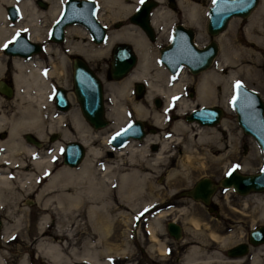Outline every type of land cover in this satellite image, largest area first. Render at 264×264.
<instances>
[{
    "label": "bare ground",
    "instance_id": "bare-ground-1",
    "mask_svg": "<svg viewBox=\"0 0 264 264\" xmlns=\"http://www.w3.org/2000/svg\"><path fill=\"white\" fill-rule=\"evenodd\" d=\"M46 1L50 5L44 11L35 5L34 0H0V71L3 69L4 61L8 59V57L1 58V47L11 41L17 31L25 32L32 40L43 42L47 54L46 60L37 53L27 58L19 55L12 57L16 85V93L13 96L15 99L12 102L18 105L19 114L11 120L0 116V129L5 127L8 132L5 139H0V212L5 213L8 218H13L15 223L13 225L2 223L1 243L8 244L9 237L14 234L13 230L24 227L28 232L21 233L20 239L29 247V254L21 256L18 264H28L33 256L31 251L49 264H72L73 258L86 260L90 264H107L110 252L125 251V247L120 248L116 243H106L113 234L116 219H135L140 216L149 219L146 229L150 231L153 240H157L154 231L159 228V218L178 209L184 215L181 222L190 231L188 235L192 239L188 244L183 264H215V261L220 259L217 250L225 248V245L236 240L238 237L236 231L227 235L219 234L217 228L209 222L196 216L185 215L188 209L183 205L180 207L176 205L166 211L159 210L168 193L175 196L178 190L190 186L195 170L198 169L197 164L203 166L209 156L218 163L223 160L227 154L225 147L234 144L233 133L230 132L228 143L223 141L220 131L213 125L191 123L192 121L188 123L183 119L171 124L157 109L150 112L142 102L137 101V97H134L132 92L133 85L138 81L145 82L148 101L156 95L161 96L166 111L175 104L178 109L176 114L182 116L196 104L217 101L216 83L225 78L223 91L227 90L229 94L223 99L222 105H227L234 91L233 82L244 75L239 72L240 70H231L224 77L220 72L221 68L237 61L238 52H240L239 58H243L241 56L252 57L253 51L241 45H233L227 36L222 34L224 30L218 33L216 37L222 45L220 62L210 67L211 69L200 71L198 78L194 80L196 98L187 99L178 95L186 88L187 82L191 81L187 66L183 65L177 73L170 71L168 73L166 66L159 61L157 52H153L152 44L138 24L132 22L133 25L107 32L106 38L98 45H91V49L87 47V43H74L70 38L72 28H68L66 46L72 53L81 52L87 60H92L95 55L104 57L111 45L121 40L130 41L138 55L132 69L125 76L114 79L121 81L104 83V95L108 100L106 116L111 123L105 130L97 132L90 128L79 110L62 113L53 104L52 80L55 84L68 87L69 79L66 78L65 53L58 45L48 40L49 28L60 12L63 0ZM96 1L99 4L97 19L106 23L109 18L121 16L126 17V20L139 0ZM179 4L186 14L184 19L186 23H195L198 29L195 41L197 44L203 43L204 26L198 23L197 6L188 3L187 0H179ZM7 5H15L19 9L20 14L16 19H12L7 13ZM256 9L258 10L253 15L250 14L245 35L249 40L260 44L264 30L262 25L264 0L259 1ZM171 12L170 9L163 7H153L150 23L161 31L163 27L168 26L169 31L173 22ZM153 59H158L159 64L155 69ZM69 98L73 99L71 94ZM149 113H153L154 124L161 130L159 133L150 135L152 133L149 131L144 139H129L118 148L108 144L109 135L127 124L132 116L142 120V117H148ZM68 116L71 120L70 128L74 129V133L76 132L74 135L65 123ZM46 124L51 132H59L63 140L78 138L83 141L87 147V154L82 164L80 163L78 167L66 164L67 166L57 168L56 160L63 146L57 139L52 151L48 153L37 151L32 145L25 143L21 133L27 130L35 133L39 139L45 140ZM221 124L224 129L230 130L226 120H222ZM100 134H105L103 138L108 147L106 153L113 156L112 159L104 162L94 161L96 159L94 156L99 159L102 154L106 155L101 148L93 145L95 137ZM206 142H214L209 155L201 149L202 144ZM152 143L157 144L158 149L155 152H150L148 149ZM176 146L184 150L183 155L178 156L177 153L172 152ZM246 165L241 170H244ZM50 171L51 175L40 184ZM227 190L232 192L231 187ZM31 194L36 195L37 208L41 212V217L36 223H27L26 208H20L18 205V201L23 196ZM229 197L227 194L226 198ZM257 199L264 203L263 197L257 196ZM249 201V199L245 201L244 207H248ZM18 212L22 213L18 214ZM129 212L136 213V216H129ZM253 217L255 221H264V205L260 206L259 215ZM80 219L86 221L84 224L78 223L77 226L82 227L83 230L87 228L90 230L88 237L81 242V250L71 241L74 237L73 226H76L75 222ZM171 219L175 222L179 220L175 216ZM89 234L95 235L97 239ZM77 242L79 243V239ZM97 242L103 245L99 247ZM211 244L217 245L213 251L207 247ZM66 249L70 255L66 253ZM5 253V250L0 249V264H7ZM102 254H106V260L101 259ZM198 254H202V257ZM246 259L233 261L243 264ZM247 260L246 264H264V245L253 249Z\"/></svg>",
    "mask_w": 264,
    "mask_h": 264
},
{
    "label": "water",
    "instance_id": "water-1",
    "mask_svg": "<svg viewBox=\"0 0 264 264\" xmlns=\"http://www.w3.org/2000/svg\"><path fill=\"white\" fill-rule=\"evenodd\" d=\"M38 4L45 7L44 1L37 0ZM155 5L154 0H144L136 7L130 15V20L138 24L142 30L153 39V28L150 24L149 12ZM258 5V0H214L208 11L207 29L211 35L222 31L227 21L232 16H248ZM8 14L12 19H16L19 10L15 5H7ZM97 3L95 0H65L60 13L52 22L49 30V38L53 41L64 40L65 27L72 23L83 25L96 42H102L106 36V28L96 17ZM176 32L172 36L170 43L160 49L159 58L172 73L181 65H186L192 73H198L207 69L216 55L217 42H211L205 47H198L194 44L191 28L182 25L176 26ZM185 34V39L180 38V34ZM42 49V43L30 39L24 33H16L14 40L3 46V51L12 55L31 56ZM137 54L132 45L128 42L115 43L112 49V57L108 68L109 79H119L125 76L137 62ZM264 71V62H263ZM72 83L73 91L79 102L80 113L92 127L100 128L108 124L105 115L103 82L100 76L84 61V59L74 56L72 63ZM240 87L235 84V95L231 104L236 113V120L242 131L254 138L259 145L264 157V99L254 89L239 82ZM0 91L6 96L12 95V88L0 79ZM3 87V88H2ZM135 90L140 95L144 90L142 82H136ZM55 103L62 109H68L69 100L66 96V89L57 86L55 89ZM155 104L159 106L161 100L155 99ZM223 115V108L219 105L202 104L192 108L185 116L188 121H196L202 125H214ZM145 121L139 118L131 120L130 123L122 127L108 138L110 144L114 146L123 145L130 137L142 138L146 131ZM126 130V131H125ZM148 131H155L150 127ZM120 133V135H117ZM24 137L28 142L40 145V139L31 132H25ZM53 138V137H52ZM63 163L69 166L79 165L85 157L84 144L75 139L67 141L62 149ZM231 172V175L229 173ZM218 184L222 187H231L239 194H247L252 191L264 190V166L256 172L243 173L236 167L229 168L219 179ZM214 182L208 176L199 177L193 185L182 191L183 194L191 196L193 199L203 203H209L210 194L216 188ZM2 220L0 219V228ZM170 231L178 236L180 224L170 220L167 224ZM248 240L251 244L257 245L264 242V223L252 227L248 233ZM240 250L244 254L245 243L240 242L229 249L230 254Z\"/></svg>",
    "mask_w": 264,
    "mask_h": 264
},
{
    "label": "rangeland",
    "instance_id": "rangeland-1",
    "mask_svg": "<svg viewBox=\"0 0 264 264\" xmlns=\"http://www.w3.org/2000/svg\"><path fill=\"white\" fill-rule=\"evenodd\" d=\"M34 2H35V5L37 7H39L40 9H42L44 11H46L50 5L49 2H47L46 0H44V2L48 4L47 7H42L41 5H39L37 0H34ZM161 4L166 5V3H164L163 1L160 3V5ZM137 5H138V3H137ZM160 5L158 7H161V8L163 7L165 9H168L165 6H160ZM98 6H99V4H98ZM255 9H253V11H252L253 13L251 12L250 14L253 15L258 10V9H256V10ZM98 11H99V8H98ZM132 13H133V11H132ZM184 15L186 16V14H184ZM248 16H246V17L233 16L231 18L230 22L228 23L229 25H227L226 29H224L222 34L227 36L228 40L233 45H235V44L241 45L242 47H245L247 49H251L253 51V55H252V57L241 56L243 58H239L240 52H238L239 53L237 55L238 60L233 62V64H228V65L223 66L221 68L220 72L222 75H224V77H226V75L228 73H230L231 70H233V71H239L240 70L239 72H241V74L244 76L238 78L234 82L235 83L236 82L244 83L246 86L256 90L261 95L262 99H264V71H263L264 30L261 34L262 42L260 44L255 42L254 40H249L245 35V28L249 25V18L251 17V15L249 17ZM118 18H109L106 21V23H104L108 27V32L111 30L121 29L124 26L133 25L132 22L129 20V18H130L129 16H127L126 20H125L126 17L121 16L119 19ZM12 22H15V21H12ZM262 25H263V29H264V16H263ZM68 28H70V29L72 28L70 38L74 43L75 42L76 43L77 42L87 43V45H88L87 47L89 49H91L90 48V47H92L91 45H93V46L98 45V43L89 40V32L82 25H79V24H70L66 27L65 42L67 41V29ZM73 29L76 32H73L74 31ZM18 32L25 33L23 31H18ZM86 32H88V33H86ZM160 32H161V35L160 34L158 35V38L155 42L152 43V41L150 42V40H149V42L152 44L153 52L154 53L157 52L158 57H159V48L158 47H159L160 43L162 42V40H165V38H167V36H168V26H167V28L163 27L162 31H160ZM26 35L28 36V34H26ZM165 35H166V37H165ZM195 38H196V35H195ZM203 38L205 40L204 36H203ZM216 39H217V37H216ZM50 42L61 44V41L60 42L59 41H50ZM118 42L130 43V41H128V40H124V41L121 40ZM100 44H102V43H100ZM114 44H115V42L111 45L110 50L104 55V57L95 55L92 58V60H89L91 66H92V69H94V71L100 76V78H102L104 93H105V85H104L105 82H107V81L108 82H110V81H121V80H109V78L107 77V69L109 67L110 59L112 56V49H113ZM130 44L132 45V43H130ZM63 45L64 44L62 43L61 49L66 55L65 56V63H66L65 64L66 65L65 71L67 73L66 78L69 79V85H68V87H65V88H66L68 97H69V94H71L72 98H73V99L69 98L70 103H71V109L69 111H78L79 110V104H78V101L76 100L74 92H73L72 67H71V59H70L71 55L67 51H65V49H68V47L64 48ZM218 45H219L218 53H217L212 65H210L208 68H210V67L212 68L220 62V55H221L220 53L222 50V45L219 43V41H218ZM132 47H133V45H132ZM133 49H134V47H133ZM1 53H2L1 58L6 57L4 52H2V50H1ZM37 55H39L41 58H44L46 60L47 54H46L45 50H44V52H39V54H37ZM137 57H138V55H137ZM157 61H158V59H153V68L154 69L159 66ZM159 61L161 62L160 58H159ZM162 65H164V64L162 63ZM9 67L13 68L11 59L8 58L7 60L4 61L3 69L0 71V78H2L4 76V74L6 73V70ZM165 69L167 70L166 67H165ZM187 72H188L189 76L191 77L190 78L191 81L187 82L186 88L182 92L178 93V95L181 98L195 99L196 94L194 96H189L188 90H189V87H196L194 80H196L198 78V75L201 72L193 74L188 70V68H187ZM168 73H169V71H168ZM13 77H14V73H13ZM138 82H142L145 85L146 91L142 95H139V96H137V94H135V92L132 91L133 95H134V97H137V101H140L145 105V107L147 108L148 111L153 112L154 109H157L158 112L160 114H162L165 117V119L169 120L171 124L176 122V121H179L180 119H183V120L187 121L188 123H190L188 120L185 119V117H184L185 114H183L182 116H179L178 114H176L178 112V109H177V106L175 104H172L170 109L166 111L164 108V100L161 98V96L156 95L152 98L151 101H148L146 98V93H147L146 83L143 81H138ZM224 82H225V78L223 80L221 79L219 82L216 83V90H217V97H218L217 101L218 102L215 101L213 103L221 105L224 108V115L222 117V120H226V122L228 123V126L230 127V130H226L223 128V126L221 124L222 120L219 124L213 125V127L218 128V130L220 131L221 138H223L224 142L229 143L230 132H232L233 136H234V141H233L234 144L232 143L233 145H229V147H225L227 154L224 156L223 160L220 163H218L217 161H213L211 159V157L209 156V158L206 160V163L203 166H201L200 164H197L198 169L195 170V175L192 178L190 186L187 188H182L181 190H178L175 193V196L172 195V193H168L165 197V201L163 202V204L162 203L160 204V207L164 206V204L167 200H170L173 198H179L176 200L178 207H180V205H183V206H186L188 209V211L185 212V215L188 214V216L199 217L203 221L209 222L211 225H214V227H216L217 229L221 228V226L226 224V221L229 220L230 222H232V225H233L231 228L234 229L235 231H237V234H238L237 239H241V238H243V236L245 235V232L248 229H250L251 227H253L259 223L264 222V221H255V219L253 217V215L254 216L259 215L260 206L264 205V203H262L261 201H259L257 199V196H261L264 198V190L258 191V192H250L248 195L242 196V194H235V192L233 190H232V192H229V190L223 189L224 187L221 188V186L218 184L219 187L216 190V193L214 196L216 197L215 200L218 201L217 205H218L219 212H220L219 216L214 215V214H210L209 211H206L205 209L201 208L203 206L200 205V201L198 202V200H194L192 197H189L188 195L182 193L183 190L190 188L193 185V183L201 176H208L214 182L218 183L219 179L224 175L226 170L231 168V167H236L239 171H241L243 173H249V172L259 171L264 166V158H263V154H262V151H261L259 145L253 139L252 136L244 133L237 123L236 113L234 111V108L231 105V99L232 98L229 100L230 103L228 102L227 105H222L223 99L224 98L226 99L228 97V94H229L227 90L223 91L224 90L223 89ZM234 82H233V86H234ZM52 83L54 84L55 82L52 80ZM135 84L136 83H134V85ZM134 85H133V87H135ZM233 90H234V87H233ZM233 92H232V94H233ZM232 94H231V96H232ZM50 95H51V93L49 92V97H50ZM52 95H53V93H52ZM156 98H159L162 101V103L159 106H157L155 104ZM6 99L7 98L5 96L0 94V108H1L0 109V116H3L5 118H7L8 120H11L12 117L17 116L19 114V107L17 104H15V103L13 104L12 101H13V99H15V97H13L12 101L10 102L8 110H5V107H8V106H5V104H2V103ZM104 100H105V107H106V102H108V100L105 98V95H104ZM53 104H54V98H53ZM208 104H211V103H208ZM198 105L199 104H196L193 107H196ZM106 112H107V107H106ZM152 116H153V113H149L148 117H146V118L142 117V121L146 122V120H147L148 123L151 121L149 124L152 125L156 131V126H155V124H153L154 121L152 119ZM134 118L135 117L132 116V119H134ZM143 119H145V120H143ZM109 122L107 125H105L103 127L96 128V129L94 128V130L97 132L100 130H103V129L105 130V128L108 127V125L111 123V122L110 123ZM65 123H66L68 128L71 127V120H70L69 116L67 117ZM191 123H196V122L192 121ZM70 129L74 135L76 132L74 133L73 128H70ZM0 131H3V130H0ZM27 131H30V130H27ZM44 131L47 134L46 135L47 138L45 140L40 139V141H42V144L40 146L35 145L32 142H28L25 139L24 133L26 131L22 132L21 135H22V138L25 141V143H27L28 145L29 144L32 145L37 151H41L44 153H48V152L52 151V149L54 147V143L56 142V139L59 142H61L63 144V146H64V143L66 141H68V140H63V138L59 132H51V129H50V127H47V124L44 126ZM160 131L161 130H159V128H157V131L151 132L152 134H150V135H155L156 133H159ZM30 132H32V131H30ZM115 132H112V133H115ZM50 133H54L56 135L55 138L54 137L52 138L51 136H49ZM7 135H8V132H7ZM7 135H6V137H7ZM104 136H105V134H100V136L95 137V142L93 145L96 146L97 148H101V150H103L102 152L106 153L107 152L106 150L108 147H107V143L104 141V138H103ZM6 137L3 138L0 136V139L3 140ZM153 144L155 145V143H152L148 148L150 152H155V151H157L156 149H158V147L153 148L152 147ZM213 145H214V142H206L205 144H202L201 149L205 153H207V155H209L210 151H212L211 149L213 148ZM63 146H62V148H63ZM183 151L184 150L181 147L176 146L172 152H175V153H177L178 156H181V155H183ZM86 154H87V150H86ZM86 154H85V158H86ZM94 157L96 158V159H94V161L104 162L107 159H112L113 156H109V154L106 153V155L102 154L101 156H99V159L96 156H94ZM85 158L83 159V161L85 160ZM245 164H247L245 169L241 170V168L244 167ZM56 165H57V168L67 166L62 161V152L56 160ZM25 171H27V170H25ZM50 175H51V171L43 178L42 182L40 181V184H43V182L46 180V178L49 177ZM227 194L230 196L229 198H226ZM24 199H26V200H24ZM248 199L250 200L249 201L250 203L248 204V207H244L245 201ZM18 205L20 206V208H24V207L26 208L27 223H36L37 221H39V218L41 217V212L37 208L36 195L35 194H31L30 196H26V197L23 196L22 199H20L18 201ZM173 207H175V206H173ZM163 209H165V211H166L170 208H163ZM235 209H237L238 211H236ZM159 211H162V210H159ZM198 212H200V213L198 214ZM205 212H208L207 214H208V216H210L209 218L203 217V216H205L204 214H206ZM21 213L22 212H18V214H21ZM129 213H130L129 216H136V213H132V212H129ZM167 213H169V212H167ZM200 214L203 216H201ZM207 214H206V216H207ZM173 216L178 217L179 220L177 222L182 221L183 217H184V215H182L181 212L178 211V209L172 213L170 212V214L164 215L163 217L159 218V221H160L159 228L160 229L163 228L162 227L163 223H165L167 221V219L172 220L171 218ZM230 218H234L237 220L232 221V220H230ZM0 219H2V221L5 225L6 224L13 225L15 223L13 218L6 217L5 213H2V212H0ZM148 220L149 219L142 218L141 216L139 218H135V219L134 218H132V219L131 218L130 219H123V218L116 219V225L113 228V230H114L113 234L110 236V239L106 240V243H116V244L119 243L120 244V242H119L120 240L118 241L117 237H119L120 235H122V237L125 236L126 238L128 236L130 237V235H128L129 232L132 234V232L130 231V228H134V227L136 228L137 227L135 222L144 221L145 227H146V225L148 224ZM85 221L86 220L80 219V221H76L75 224H76V226L78 223L84 224ZM76 226H73V232H74L73 236L74 237L71 241L73 244H76L79 247V250H81V242L84 238L88 237L87 234L90 233V230L88 228L83 230L82 227H80V226L76 227ZM183 227L186 229L185 225H183ZM19 231H20V234L17 235V233ZM26 232H28V229L24 228V227L20 230L15 229V230H13L14 234L9 237L10 240H9L8 244L5 245L2 243L1 249L6 251L5 257L8 260L9 264H18V260L21 258V256L29 254V247L26 245V243H24V241H22L20 239L21 233L25 234ZM84 232H87V233H84ZM92 236H94L96 238L95 235H92ZM114 237L117 240H115ZM187 237H190V236L187 234ZM75 239H77V240H75ZM78 239H79V243L77 242ZM135 242H137V241H135ZM97 244H99L98 245L99 247H101V245H103L100 242L99 243L97 242ZM131 252H133V251L131 250ZM30 253L32 255L36 254L33 251H31ZM66 253L69 254L67 249H66ZM126 253L130 254V251L127 250ZM105 255L102 254L101 257L104 256L103 258H105ZM119 255H120V253L110 252V254L108 255V259L111 261H113L115 258L120 259ZM33 256H32V258H33ZM249 256H250V254H249ZM247 258H249V257H247ZM38 260L39 261L35 264H42V259H38ZM73 260H74V258H73ZM71 262L73 264V261H71ZM46 264H49V263L46 262ZM107 264H108V262H107Z\"/></svg>",
    "mask_w": 264,
    "mask_h": 264
},
{
    "label": "flooded vegetation",
    "instance_id": "flooded-vegetation-1",
    "mask_svg": "<svg viewBox=\"0 0 264 264\" xmlns=\"http://www.w3.org/2000/svg\"><path fill=\"white\" fill-rule=\"evenodd\" d=\"M154 1H155V5L152 6L151 9H150L149 19L151 18V13H152L153 7H155V6L158 7L160 5V3L163 1L164 3H166V5H162L161 4L160 6H165L166 8H168V9H170L172 11L171 12V16H172V21H173L171 26L169 25L170 29L168 31L167 38H165V40H162V42L160 43V45L158 47L159 48V52H160V49L162 47H164L167 43H169L172 40V36L176 32L175 29H176L177 25H182L185 28H191L193 30V35H192L193 42H194V44H196L198 46L199 44H197L196 41H195V35H196V32H197V28L194 25L195 23L194 24H192V23H188L187 24L186 23V21L184 20L185 19V15H184L185 13L183 12L182 7L179 4V0H162V1L154 0ZM187 1H188V3H194L197 6L196 8H197V11H198V23H199V25L204 26L202 32H203V35H205L204 36L205 40H204L203 43H201L199 45V47H205L206 45H208L211 42L212 39L216 38V35H217V34L216 35H211L210 32L207 29L208 11H209L211 5L214 3V0H187ZM45 4H46L45 7H47L48 4L47 3H45ZM129 20H130V18H129ZM230 20H231V18L228 19L229 22H230ZM150 22H151V19H150ZM74 24H77V23H74ZM154 27L155 26H152L153 35H154L153 39H151L143 31L144 35L147 37L148 40H150V42L152 41V43L157 40L159 34L161 35V32H160L161 29L158 30V27H155V28ZM107 30H108V27H107ZM165 37H166V35H165ZM180 38H181V40L185 39V34L181 33L180 34ZM89 39H90V41H93V39H91L90 37H89ZM62 43L64 44L63 47L66 48L67 46L65 45V39L61 41V44ZM55 44L58 45L60 48L62 47L60 43L59 44L55 43ZM218 50H219V45L217 47L216 55L218 53ZM65 51H67L71 55V58H70L71 59V67H72V63H73V57L74 56H78V57L84 59V61H86V63L92 68L89 60H87V58L81 52L71 53L69 49H65ZM40 52H44V46H43V48H42V50ZM4 54H5L6 57L11 59V62H12V57L14 55L6 54V53H4ZM37 54H39V53H37ZM27 57L24 56V58H27ZM215 57L216 56H214V59H215ZM214 59H213V61H214ZM12 66H13V63H12ZM109 66H110V63H109ZM179 70L180 69H178L177 71H179ZM13 73H14V67L13 68L9 67L6 70V73L4 74V76L2 78H0L1 80H3L6 84H8L12 88V96H10V97L6 96L3 92L0 91V94L7 98L2 103V104H5V106H8V107H5V110H8L10 102L12 101V98H13V96L16 93V85H15ZM175 73H177V72H175ZM107 75H108V69H107ZM109 80H114V79H109ZM57 85L58 84L54 83L55 87ZM195 90H196V87H189L188 95L189 96H194L196 94ZM133 91L135 92L134 87H133ZM145 91L146 90H145V87H144V90H143V92L140 95H142ZM137 96H139V95H137ZM104 102H105V100H104ZM161 103H162V101H161ZM212 105H218V104L213 103ZM54 106L56 107V109L59 112H62V113H68L67 111L71 109V103L70 102H69V108L68 109H62L61 107H58L55 102H54ZM105 110H106V108H105ZM105 114H106V111H105ZM185 116L186 115H184V117ZM106 118H108V117L106 116ZM108 120L110 121L109 118H108ZM89 126H91V125H89ZM150 126H152V125L145 124L144 125L145 130L148 131ZM90 128L94 130V127L91 126ZM0 130H3V131H0V136L3 137V138L6 137L7 129L4 127V128H2ZM156 131H157V126H156ZM49 136L52 137V136H56V135L54 133H50ZM75 139L79 140L78 138H75ZM79 141H81V140H79ZM109 145L111 147H113V148H117L118 147V146H113L111 144H109ZM152 147L153 148H157V144H155V145L153 144ZM84 150H86V147L84 148ZM216 184L217 185H216L215 190L213 191L212 194H210L209 203L205 204L202 201H200V205L203 206V207H201L202 209H205L206 211H209L210 214H214V215L219 216L220 212H219V208H218V205H217L218 201L215 200L216 197L214 196L215 193H216V190L219 187L217 182H216ZM221 188H223V187L221 186ZM223 189H226V188H223ZM235 194H238V193L235 192ZM177 199H179V198H173V199L167 200L165 202L164 206H162L160 208V210H165L163 208H171L173 206H176L177 205V203H176ZM199 213L200 212H198V214ZM205 213L207 214L208 212H205ZM206 214H204L205 216H203L201 214L200 215L203 216V217L209 218L210 216H208V214L206 216ZM230 220L236 221L237 219L230 218ZM169 221L170 220L167 219V221L165 223H163V226H162L163 228H161V229L158 228L157 230L154 231L157 240H153V237L151 236L150 231L148 229H146V227H145V222L144 221L135 222L137 227L136 228L135 227L134 228H130V231L132 232V234L130 232L128 234V235H130V237L128 236L126 238L125 236L122 237V235L117 237L118 241L120 240L119 241L120 244L118 243L120 248L125 247V251L122 252L123 254L120 253V255H119L120 259L115 258L113 261L108 259L107 260L108 264H183L184 259H185L186 255H187L186 250L188 248V244L191 243V241H192V239L187 237V234L190 231L185 229L183 227V224L181 223V221H179L177 223L180 224V231H179L178 236H176L167 227V224H168ZM159 226H160V224H159ZM232 226H233L232 222H230L228 220V221H226V224L222 225L221 228L217 229V233L222 234V235L230 234L231 232L235 231L234 229L231 228ZM249 230L250 229H248L245 232V235L243 236V238L233 240L232 242H230L227 245H225L224 246L225 248L222 247V249L221 248L218 249L217 251H218V255L220 256V259H218L217 261H215L216 263L215 262L214 263L215 264H226V263L227 264H237V262L235 263V261H233V260H235V259H246L247 257L251 256V252H252L253 249L264 245L262 243H261L262 245L261 244H257V245L251 244L249 242V240H248ZM117 239L115 238V240H117ZM75 240H77V239H75ZM135 241H137V242H135ZM240 242H244L245 243V251L246 252L244 254H240L239 253L240 250L238 249L236 252H232L234 254H230L229 253V249L232 246L237 245ZM1 245H2V243H1V240H0V249L2 248ZM207 247L209 248L210 251H213L214 248L217 247V245H215V244L212 245L211 244V245H209ZM161 249H164V251H162ZM127 250L130 251V254L126 253ZM131 250L133 252H131ZM114 253H116V252H114ZM249 254H250V256H249ZM33 255H34L33 258L29 260L28 264H35V263H37L39 261L38 260L39 259L38 256L36 254H33ZM198 255L202 257V254H198ZM103 257L104 256H102L101 259H105L106 260V255H105V258H103ZM247 259L244 261L243 264L248 263ZM227 260H232L233 262L228 263ZM5 261L7 262V264H9L8 260L6 258H5ZM42 264H46L45 260H43V259H42ZM73 264H90V262H88L86 260H83V259L82 260H73Z\"/></svg>",
    "mask_w": 264,
    "mask_h": 264
},
{
    "label": "snow or ice",
    "instance_id": "snow-or-ice-1",
    "mask_svg": "<svg viewBox=\"0 0 264 264\" xmlns=\"http://www.w3.org/2000/svg\"><path fill=\"white\" fill-rule=\"evenodd\" d=\"M144 2V0H141V3H143ZM237 88H239L240 87V83L239 82H237ZM126 131V130H125ZM117 135H120V133H117ZM229 175H231V172L229 173Z\"/></svg>",
    "mask_w": 264,
    "mask_h": 264
}]
</instances>
